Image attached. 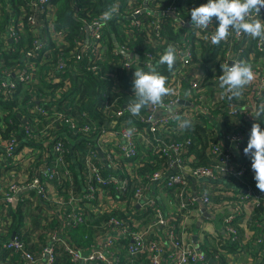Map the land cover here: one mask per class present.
<instances>
[{
    "label": "built area",
    "instance_id": "obj_1",
    "mask_svg": "<svg viewBox=\"0 0 264 264\" xmlns=\"http://www.w3.org/2000/svg\"><path fill=\"white\" fill-rule=\"evenodd\" d=\"M66 2L73 8L87 4L86 0ZM207 2L125 0L114 4L118 6V14L106 23L79 8L74 19L80 23V30L69 41V29L60 26L59 22L57 26V0H0V264H10L13 257L18 264H54L56 247L66 254L71 264H120L119 252L123 249L130 264H140L137 263L139 259L148 264H209L210 261L224 264L220 253L209 258L199 247L179 239L174 225L176 219L165 215L154 203L149 204L155 207L153 226L162 229V237L151 236L149 229H130L128 226H134L135 219L130 218L124 224L111 218L107 225L116 230L114 236L111 231L101 233L98 243L87 251L67 240V229L86 223V209L93 204L95 217L103 211L120 210L127 205L131 209L130 215L134 214L133 208L143 198L148 182L157 181L159 175L147 173L144 175L146 182L135 185L133 178L139 176L127 174L124 165L131 161L149 163L153 157H161L167 168L173 170L162 188L177 189L180 198L185 197L190 181L208 179L228 184L229 179H234L245 184L246 189L237 188L240 202L231 203L229 212L222 218L226 240L243 243L237 234V217L249 206L257 208L264 204V193L254 190L250 183L251 161L243 152L250 136L245 124L262 120L261 128L264 129V115L257 118L253 111L264 100V40L231 32L220 42V48L212 54L213 59L201 63V69H195L193 64L201 60L202 46L212 45L211 37L218 21L213 18L212 25L206 30L191 28L188 23L190 10ZM261 19H264V10ZM113 26L118 33L110 31ZM171 33L178 34V38ZM140 40L151 51L137 52L134 45ZM169 44L177 49L172 72L166 65H158ZM233 60L251 65L255 75L254 96L249 100L251 90L246 86L241 97L232 98L218 114L223 120L225 116L234 119L233 127L246 129L236 131L225 125L221 132L226 146L222 147L219 140L211 143L209 155L215 162L200 166L188 160L192 148L189 139L169 143L164 134L177 132L191 119L197 124L204 123L205 118L198 119H203L201 116L209 111L200 98H203L205 69L210 71L212 83L216 81L214 89H220V65L229 63L232 66ZM149 65L167 77L166 86L174 92L164 97L162 106L149 105L134 116L127 108L134 99V72L139 69L149 71ZM118 73L124 81L119 79ZM90 75L98 81H111L113 86L112 91L110 87L98 91L96 103L102 115L101 122L79 105L80 88ZM184 86H187L186 90ZM219 102L220 95L216 92L211 95L208 105L214 108ZM15 119L17 128L13 125ZM110 126L122 142L113 143L105 138V130ZM62 129L67 130L72 143L88 139L92 144L87 143L82 149H67L58 137L52 139L54 133ZM45 135L50 137L47 144L40 142ZM48 145L51 146L48 148ZM67 155L75 167L82 164L84 190L80 196L73 192H68L67 197L62 194L65 183L73 180ZM99 155L106 161L109 172H105V164L99 161ZM237 156L243 160L242 164L237 163ZM49 157L50 161L47 160ZM204 183L200 197H187L180 208L200 200L209 212L216 213L218 205L211 198V184ZM50 190L55 192L56 216L63 219V226L50 235L49 244L37 255L26 249L19 233L10 235L8 207L19 203L22 213L27 214L32 200L29 191L47 202L50 208L53 206L49 201ZM226 204L224 199L219 205ZM121 239L130 241L126 248ZM262 242V238L257 239L258 244Z\"/></svg>",
    "mask_w": 264,
    "mask_h": 264
},
{
    "label": "trees",
    "instance_id": "obj_2",
    "mask_svg": "<svg viewBox=\"0 0 264 264\" xmlns=\"http://www.w3.org/2000/svg\"><path fill=\"white\" fill-rule=\"evenodd\" d=\"M67 0H57V4H58V12L59 15L57 17V26H58V22L60 24V26L64 27V28H68L69 31L72 33H70L69 36V41H71V37L72 35H75L77 31H79L80 29V23L76 22V20L74 19V15L76 14L75 11H79L78 9L80 8L81 11L84 9L85 13H88L91 15V17L96 18V19H100L101 14L103 13V11H105L109 5H113L115 3H124L125 0H86V3L84 6L80 5L79 7H72L71 3L66 2ZM124 9V4L121 6V10ZM79 16H81V14H79ZM113 24V21H111V25ZM59 28V27H58ZM114 29V30H113ZM111 32H116L118 33V29L115 28V26H113L110 29ZM171 35L175 38H178V34H174L171 33ZM118 39V37H116ZM220 44L218 45H209L208 47H204L202 46V57L201 60H198L200 63H207L208 61H211L213 59V53L215 52V50L219 49ZM219 47V48H217ZM134 49L140 53V51H151V49L149 48V46H147V44L145 45L142 42H139L137 44L134 45ZM208 53V54H205ZM84 71V69H82ZM119 75V79L121 81H124L123 77L118 73ZM111 81L105 80V82L103 81H98L96 79L95 76H87V82L86 84H84V86H82V88H80V97H79V105H80V109L86 111L88 113V115L93 116V118H95L96 120H98L99 122H101L102 120V115L98 109L96 100H97V95H98V91L101 89H106L107 87H110L111 91L113 90V86L111 85ZM74 84V83H73ZM207 85V86H206ZM205 87V92L202 93V95L206 98L209 93H210V87L213 86V83L211 81V73L208 69H205V78H204V83H203V87ZM107 94L109 96H112L110 93L107 92ZM229 100V101H228ZM230 100L232 99H227L226 97H224L222 99V101H220L214 108L213 110L218 113L219 109H222L226 104H230ZM261 104H264V100L261 101ZM203 120V119H202ZM238 120L236 119V122ZM224 122L225 125H228L229 128H234L236 131H245V129L247 128L248 131H251V126L253 123H246L245 126L246 128L243 129V127L241 126H235L233 127V122L234 119L232 120L231 118H229L228 116L224 117ZM15 124H13L15 126V128H17V121L15 119L14 121ZM255 123V122H254ZM257 123L261 124L262 127V120L258 121ZM208 126H206L205 121L203 124H195L193 126H190L188 128V130H186L184 133L179 134V133H169V134H164L165 136V141L171 143V142H175V143H181L183 141L186 140H190L191 141V145L192 148L190 149L189 153L191 152L192 149L195 148L196 143H201L203 144L204 147H206V144L208 143H216L218 142V140L213 139L214 141H207V131L208 129H206ZM247 131V132H248ZM209 132V131H208ZM69 133H67L66 129H62L61 132L57 131L54 133L53 138L58 137V139H60L63 143H64V147L67 149H82L83 146H85V144H92L91 140L88 139H81L79 140L77 143H72L70 137H69ZM213 138V137H212ZM50 141V137L45 135L41 138L40 142L47 144ZM247 146V143L245 144ZM51 145H48L47 147L49 148ZM93 147V145H91ZM71 147V148H70ZM74 147V148H73ZM209 151L207 149V151H202L200 154V157L203 158L201 161H198L197 164L200 166H208L211 163H214L215 160L214 158L207 154ZM66 158H68V165H69V169L72 172L73 175V180L71 183L66 182L63 190L62 194L67 197V193L68 192H73V194L80 196L82 191L84 190V188L82 187L83 181H84V174H82L83 172V168H82V164L79 163L78 167L74 166V162L71 160L70 156L67 155ZM158 159V161L161 162L162 165H164L165 167V161L164 159H162L161 157H156ZM199 158V159H201ZM48 161L51 160V157H49L47 159ZM153 159L150 160L149 163H140L139 164V170L137 173V175H145L147 174V171H154L155 167V163H152ZM147 168V169H146ZM109 168H106L105 166V172H109ZM140 171H143V173H140ZM149 174V173H148ZM245 180V179H244ZM229 183L232 187L234 186V191L238 193V189L237 188H243L246 189L247 186L245 184L239 183V181H236L234 179H229ZM133 189L131 190V192L134 191V187H132ZM253 188H255L257 191L259 190L256 185L253 186ZM171 192L175 195H177L178 190L177 189H171ZM191 194L188 193V191H185V197L180 198L178 197V199L180 201H184L187 197H189ZM224 200V198H223ZM221 201V200H220ZM220 201H213V203L215 202H220ZM32 200L30 202V204L32 205ZM30 205V207H31ZM95 207V205H91L90 208L86 209V216H87V222L86 223H81L78 225H75L69 229H67V231L65 232V236L67 238V240L69 242H71L75 247H77L78 249H81L82 251H87L89 248H91L92 245L96 244L99 239L101 238L100 235L101 233H108L109 231H111L112 227H108L107 223L111 218H115L119 221H122L124 224L127 223V221L131 218V219H141L143 218V222L142 224H146L149 223V225H153L156 221V213L154 211L155 207H152L149 205V207L147 208V212L144 213L141 217H134L132 215H130V207L125 206L124 208L118 210V209H114V210H106L103 211L99 214V216L95 217L94 215V211L93 208ZM17 208V209H16ZM15 208V212H14V217H13V225H12V231H14L15 233H19L26 245V249L28 251H30L33 254H39L40 251L49 244L50 241V235L55 231V230H61L62 228V220L63 219H59L56 215H51L48 214L47 215H43L42 209H44L46 212L48 211V213L50 212L47 203L44 201L43 204L41 205V207L39 206V208H36V210H40V215H42L43 217H41L38 221L37 219L34 217L32 218L31 221V228L30 229H21L22 225L24 223V215L22 213L21 210V206H16ZM8 212L13 214V209L11 206L8 207ZM250 221H248V234H250L247 239L244 238L243 232L238 230L237 234L240 238V240L243 241V243H229L228 240L226 239H221L222 235L217 236V238L212 239L214 242V245L208 243V245L202 247V245L199 244V249L204 251L209 258H214V256L217 253H220L221 257L224 260V264H228L226 261L227 257L233 256V255H240L244 252L247 251H253L254 253H258L260 254V252L264 249V204H262L261 206L254 208V212L253 214H250ZM39 223L41 225H39ZM256 223H259L261 225V227H256ZM130 229L132 230H137V231H141L138 228H135L133 225L128 226ZM23 232V233H22ZM37 234L38 238H34L35 240H31L28 239L30 237L31 234ZM209 238V236L207 235L205 237V240L207 241ZM262 238L263 242L261 244L257 243V239ZM129 240L128 239H121V243L122 245L126 248L127 245L129 244ZM61 249L56 247L55 248V252H56V260L54 264H71L68 260V257L66 256V254L61 253ZM221 251V252H220ZM223 252V253H222ZM123 253H125L124 249H123ZM13 262H17L18 260L16 259V257L12 258ZM260 264H264V255H261V258L259 259ZM146 262V261H145ZM121 264H130V260L128 257H125L124 260L122 259ZM146 264H148V262H146ZM209 264H214V263H209Z\"/></svg>",
    "mask_w": 264,
    "mask_h": 264
},
{
    "label": "crops",
    "instance_id": "obj_3",
    "mask_svg": "<svg viewBox=\"0 0 264 264\" xmlns=\"http://www.w3.org/2000/svg\"><path fill=\"white\" fill-rule=\"evenodd\" d=\"M205 54H208L205 52ZM200 57H202V52ZM193 67L195 69H201L202 68V64L200 62H196L195 64H193ZM255 76V75H254ZM216 81H213V86L210 87V93L209 95L205 98L203 96V98L200 96L201 101H203L206 105V107H209V111L205 114V116H201L203 117V120L205 118V124L206 126H208L206 129H209L210 132L207 131V141H214L212 137H217V140H219V142L221 143V146L224 147L226 146L224 144L223 138H222V132L221 130L224 129L225 123L223 118L219 117V114L216 113L213 108H211L208 105V101L211 97L212 94L214 93H218L220 95V101H222V99L224 97H226L227 99H229V96L226 95L224 96V90L223 89H214ZM255 83V78L252 81V83L250 85H248V87L250 88L251 92L248 95L249 100L253 98L254 94L252 91V88L254 86ZM207 86V85H206ZM204 86V92L205 87ZM184 89H187V86H184ZM216 90V92H215ZM182 92V91H181ZM203 92V93H204ZM69 92L66 94L68 95ZM229 101V100H228ZM227 105V104H226ZM245 109L248 108L246 106H243ZM199 121H202V118L198 119ZM187 122V126H184V123L182 124V126L178 129V131L176 133L182 134L184 133L186 130H188V128L190 126H193L195 124H197L198 122L195 119H191ZM204 122V121H203ZM108 129L105 130V138L108 139L109 141L113 142V143H120L122 142V140L120 139V137L115 134L114 129L110 126L107 127ZM210 146V143L206 144V147L203 146V144L201 143H196L195 148L191 150V152L188 155V160L192 163L201 161L203 158L200 157V154L202 151H207L208 147ZM209 151V150H208ZM209 154V152L207 153ZM99 161L106 166V161L104 160V158L99 155L98 156ZM201 158V159H199ZM236 161L239 164L243 163V160L240 157H236ZM152 163H155L154 167V171H147L146 173H149L150 175L157 173L159 175V179L157 181L154 182H148V188L147 190L144 192L143 198L139 201V203H136L133 210H134V214H132L134 217H141L144 213L147 212V208L149 207L150 203H154V205L156 206V208L160 209L165 215H171L172 217H174L176 219V221L174 222L175 225V230H176V234L178 235V238L183 240V241H188L191 242L192 244H194L196 247L199 246V244L202 242L201 237L199 235V229L202 227V225L204 223H207V226L203 229V233H204V240L205 237L207 236V234H211V235H222L221 239H226V235L224 234L223 231V223H222V218L229 212V205L231 203H235L240 202V197L241 195L237 192H235L234 190V186L232 187L230 184L224 183V184H219V185H211L209 192L211 193V198L213 201H220V202H214L216 205H218V209L216 211V213L212 214L211 212H209L207 210V208L205 207V204H203L200 200H197V202L194 205H190L184 209L180 208L181 203L183 202L180 201L178 199V196L173 194L171 192V189L168 190H164L162 188V185L166 179V177L168 176V174L172 173L173 170L168 169L167 167H165L164 165L161 164L160 161H158V159L156 157H153V161ZM251 163V162H250ZM139 164L140 163H135V162H128L125 163L124 165V171L129 174V175H133L135 173L138 172L139 170ZM147 169V168H146ZM140 173H143V171H140ZM137 175V174H136ZM254 175L255 173H252L251 176V180L250 183L253 186L256 185V181L254 180ZM139 176V178H133V183L135 185H138L139 183H145L146 179L144 178V175H137V177ZM205 183L204 182H194V181H190L189 186L187 188L188 193H190V196H195V197H200L201 195V189L202 187L204 188ZM254 190H256L255 188H253ZM28 193L32 196V205L29 208V211L27 214L23 213L24 215V223L22 225V230L23 229H30L31 228V221L32 218H36L37 221L43 217L42 215H40V210H36V208H39V206L41 207V205L43 204L44 200L42 199H38L35 197V195H33V192H29ZM50 197H49V201L50 203L53 205L52 207L49 208L50 212L48 213V211L46 212L44 209H42L43 215H47L51 214V215H56L58 213V207L55 206L57 203V199H56V195L55 192L53 190H50ZM223 198L226 200V205L225 206H220L219 204L222 203ZM47 203V202H46ZM48 205V203H47ZM16 206H20L19 203L13 204L11 205L12 209H13V214L12 213H8L11 221H10V227H9V231H10V235H13V233H15L14 231H12V225H13V217H14V212L16 211L15 208ZM17 209V208H16ZM247 209H249V212L247 211ZM247 209H245V211L243 212V214L239 217H237L236 220V226L237 229L243 232V237L247 239V237L250 235L248 234V221H250V214L254 212V208H252L251 206H249ZM13 215V217H12ZM156 218V216H155ZM143 218L141 219H135V227L143 230V229H149L150 235H155L157 237H162V229L160 227H154L152 224L149 225V223L146 224H142ZM215 220H217V222H214ZM39 225H41L39 223ZM256 227H261V225L259 223H256ZM116 232L115 229H112L110 234L113 237L114 233ZM264 237V234H263ZM34 238H38L37 234H31L30 237L28 239L31 240H35ZM98 243V242H97ZM61 253H63V251H61ZM64 254V253H63ZM261 255H264V249L260 252V254H256L253 251H247L244 252L240 255H233L230 257L226 258V261L229 264H242L243 263V258L244 257V264H260L259 259L261 258ZM58 256V255H56ZM119 256H120V264L122 262V259L124 260L125 258V253H123V250L121 251V253L119 252ZM259 261V262H258ZM164 262V261H163ZM137 263L140 264H146L144 259H139L137 260ZM10 264H18L17 262H10ZM166 264V262L164 263ZM170 264V263H168Z\"/></svg>",
    "mask_w": 264,
    "mask_h": 264
},
{
    "label": "clouds",
    "instance_id": "obj_4",
    "mask_svg": "<svg viewBox=\"0 0 264 264\" xmlns=\"http://www.w3.org/2000/svg\"><path fill=\"white\" fill-rule=\"evenodd\" d=\"M264 10V0H208L206 4L190 10L191 28L206 30L213 23V18L218 21V26L211 37L214 45L227 39L231 32L243 33L252 39L264 40V19L261 12ZM118 6L109 5L100 16V20L108 22L118 14ZM128 55L126 53H123ZM130 55H128V58ZM177 61V49L169 44L160 56L158 65H166L172 72ZM222 75L218 77L219 87L229 94V98H239L243 89L250 85L255 76L250 64L241 60H233L220 65ZM167 77L161 75L156 67L149 65V71L135 70L133 76V101L127 106L128 111L138 116L141 110L151 106H162L165 96L172 95L174 90L166 86ZM257 118L264 115V104L253 109ZM179 119V117H177ZM187 126V122H184ZM131 132V129H129ZM250 158L251 169L255 173L256 187L264 193V129L255 122L251 126L247 146L243 149ZM224 165V164H223ZM225 173V165L222 169Z\"/></svg>",
    "mask_w": 264,
    "mask_h": 264
},
{
    "label": "rangeland",
    "instance_id": "obj_5",
    "mask_svg": "<svg viewBox=\"0 0 264 264\" xmlns=\"http://www.w3.org/2000/svg\"><path fill=\"white\" fill-rule=\"evenodd\" d=\"M117 35V34H116ZM141 42H143L144 43V41L143 40H140ZM247 211L249 212V209H247ZM214 222H217V220H215ZM207 226V223H204L203 225H202V227L199 229V235H200V237H201V240H202V242L200 243V245H202V247H204V246H206V245H208V243H210V244H212L213 243V245H214V242H213V240L212 239H214V238H217V236L215 235L214 237H212L211 236V234H207L208 236H209V238H208V240L206 241V240H204V233H203V229L205 228ZM243 258V263L242 264H244L245 263V261H244V257H242ZM259 262V261H258Z\"/></svg>",
    "mask_w": 264,
    "mask_h": 264
},
{
    "label": "water",
    "instance_id": "obj_6",
    "mask_svg": "<svg viewBox=\"0 0 264 264\" xmlns=\"http://www.w3.org/2000/svg\"><path fill=\"white\" fill-rule=\"evenodd\" d=\"M181 103L183 102V101H180ZM203 182H207V183H209V184H211V185H219V184H224L225 182H221V181H218V180H208V179H203L202 180ZM210 263H212L211 261H210Z\"/></svg>",
    "mask_w": 264,
    "mask_h": 264
}]
</instances>
